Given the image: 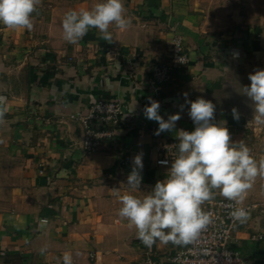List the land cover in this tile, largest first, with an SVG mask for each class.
<instances>
[{"label":"crops","instance_id":"0c3cea01","mask_svg":"<svg viewBox=\"0 0 264 264\" xmlns=\"http://www.w3.org/2000/svg\"><path fill=\"white\" fill-rule=\"evenodd\" d=\"M98 2L41 0L31 30L0 24V96L7 106L0 123V264H63L65 253L72 264H138L147 256L168 264L186 245L142 243L118 215L122 205L113 189L128 193L138 153L142 182L131 194L142 198L166 178L171 166L156 164L159 142L195 128L185 94L212 101L215 122L232 141H243L257 161L264 158V125L249 124L255 113L242 90L250 73L264 69V0H123L131 24L110 27L111 42L95 29L75 45L66 42L64 14ZM176 35L190 62L153 87L151 68L169 57ZM149 97L161 104L165 120L180 113L175 130L155 134L158 123L143 114ZM101 98L119 102L125 121L89 154L72 115ZM242 204L258 207L237 223L229 247L264 264V177H256Z\"/></svg>","mask_w":264,"mask_h":264},{"label":"clouds","instance_id":"9594fccd","mask_svg":"<svg viewBox=\"0 0 264 264\" xmlns=\"http://www.w3.org/2000/svg\"><path fill=\"white\" fill-rule=\"evenodd\" d=\"M40 4L41 0H0V24L12 30H31L33 14L38 12ZM130 24L123 0H102L90 9H72L65 13L63 39L75 45L95 29L102 40L111 42L110 27L114 25L119 30H126ZM248 79L250 85L243 86L242 90L255 113L249 124L264 125V69L254 70ZM148 99L149 106H145L143 114L158 123L155 134L175 130L176 122L181 119L180 113L169 115L165 120L159 114L161 104L151 97ZM185 103L190 105L188 115L195 128L191 132L176 131L178 155L166 178L157 181L142 198L131 194L140 190L142 182L143 153H138L132 159L133 167L127 177L128 193L120 195L119 188L113 189L122 205L118 215L127 219L129 227L136 229L137 238L147 246L157 240L178 246L194 243L213 222L212 214L202 205L215 199L217 193L240 205L256 177H264V158L257 161L243 141H232L229 129L223 123L215 122L216 106L212 101L203 97L188 100L185 94ZM183 108L181 105V111ZM231 111L233 118L238 120V110L234 107ZM6 112V97L0 96V123L4 122ZM230 216L244 223L249 212L243 207H235ZM63 264H72L71 254H64Z\"/></svg>","mask_w":264,"mask_h":264},{"label":"built area","instance_id":"2783aa9c","mask_svg":"<svg viewBox=\"0 0 264 264\" xmlns=\"http://www.w3.org/2000/svg\"><path fill=\"white\" fill-rule=\"evenodd\" d=\"M190 56L180 35L173 38L169 57L153 64L149 81L151 86L159 87L169 82L173 76L182 72L189 64ZM83 128V148L87 153H96L105 139L115 136L116 131L124 123V110L121 104L111 99L95 100L84 111L72 115ZM178 143L175 138L160 141L158 150L161 157L156 160L158 166L170 167L178 155ZM167 161V163H162ZM232 204L233 207H229ZM235 207L245 208L250 215L258 205H236L232 201L215 199L207 202L203 209L212 214L213 222L204 230L198 239L176 251L168 264H254L244 259L241 252L229 247L234 229L239 221L230 216ZM264 211V204L262 205ZM46 221V220H44ZM262 235H254L253 240L262 239ZM138 264H165L147 256Z\"/></svg>","mask_w":264,"mask_h":264}]
</instances>
